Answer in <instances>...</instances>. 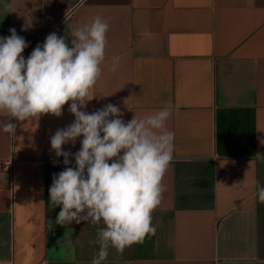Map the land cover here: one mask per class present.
Returning <instances> with one entry per match:
<instances>
[{"label":"crops","instance_id":"obj_1","mask_svg":"<svg viewBox=\"0 0 264 264\" xmlns=\"http://www.w3.org/2000/svg\"><path fill=\"white\" fill-rule=\"evenodd\" d=\"M97 15L109 23L105 60L84 110L111 103L129 122L176 106L156 232L122 253L110 246L103 264H264V0H0V37L15 28L27 59L48 34L70 43ZM68 107L0 131V264H91L99 251L102 221L56 224L61 209L50 205L52 176L65 169L50 139L74 121Z\"/></svg>","mask_w":264,"mask_h":264},{"label":"clouds","instance_id":"obj_2","mask_svg":"<svg viewBox=\"0 0 264 264\" xmlns=\"http://www.w3.org/2000/svg\"><path fill=\"white\" fill-rule=\"evenodd\" d=\"M108 30L109 23L97 15L72 30L70 43L65 34H48L27 59L22 53L29 44L15 28L0 37V113L8 117L0 120V131L15 135L17 125L12 119L60 117L66 104L74 116L50 139L55 156L63 157L65 165L52 176L50 205L61 209L56 224L102 221L106 225L98 229L94 243L99 251L91 264H103L110 246L122 253L155 234L152 212L166 190L163 178L174 153L175 134L167 127L176 110L173 104L142 117L134 113L129 122L111 103L91 113L84 110L102 75ZM119 63L120 57L113 56L111 71L116 72ZM78 139L81 147L76 153L64 150L65 144L75 146ZM256 158L264 160V154L257 153ZM257 189L264 203V186L257 183Z\"/></svg>","mask_w":264,"mask_h":264},{"label":"built area","instance_id":"obj_3","mask_svg":"<svg viewBox=\"0 0 264 264\" xmlns=\"http://www.w3.org/2000/svg\"><path fill=\"white\" fill-rule=\"evenodd\" d=\"M13 167H14V161L13 160H7L5 162L4 168L10 172H13Z\"/></svg>","mask_w":264,"mask_h":264}]
</instances>
